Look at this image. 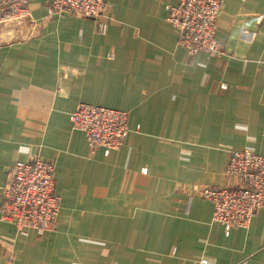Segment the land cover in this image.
<instances>
[{"label":"crops","instance_id":"obj_1","mask_svg":"<svg viewBox=\"0 0 264 264\" xmlns=\"http://www.w3.org/2000/svg\"><path fill=\"white\" fill-rule=\"evenodd\" d=\"M106 1L98 20L29 0L0 23V188L38 156L61 199L43 235L0 219V264H264V210L227 236L192 190L224 186L232 150L264 152V0H224L220 56L179 45L178 0ZM81 103L128 113L119 149L90 152Z\"/></svg>","mask_w":264,"mask_h":264},{"label":"built area","instance_id":"obj_2","mask_svg":"<svg viewBox=\"0 0 264 264\" xmlns=\"http://www.w3.org/2000/svg\"><path fill=\"white\" fill-rule=\"evenodd\" d=\"M29 0H0V23L28 15ZM49 14L98 20L108 8L106 0H48ZM224 0H178L169 4L167 22L178 30V43L190 54L224 53L216 38ZM100 32L105 28L99 25ZM72 127L84 132L89 150L109 154L128 137V113L119 109L81 103L69 115ZM54 165L35 156L15 163L0 189L4 196L0 219L15 225L17 233L38 235L54 228L60 208L55 191ZM227 182L220 188L194 186L193 191L213 204L212 220L224 226L246 228L264 210V152L232 150L225 168Z\"/></svg>","mask_w":264,"mask_h":264},{"label":"rangeland","instance_id":"obj_3","mask_svg":"<svg viewBox=\"0 0 264 264\" xmlns=\"http://www.w3.org/2000/svg\"><path fill=\"white\" fill-rule=\"evenodd\" d=\"M195 186H198V185H195ZM194 186L192 187V190H193ZM60 209H61V199H60V208H59V213H60ZM59 213H58V216H57V219H56V225L55 227L57 226V222H58V219H59ZM54 227V228H55ZM53 229V228H52Z\"/></svg>","mask_w":264,"mask_h":264}]
</instances>
